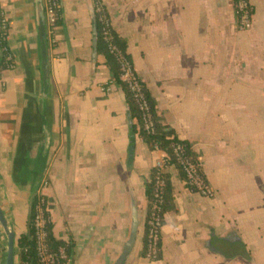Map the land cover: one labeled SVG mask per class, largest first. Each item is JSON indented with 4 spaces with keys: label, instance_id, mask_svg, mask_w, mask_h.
Returning a JSON list of instances; mask_svg holds the SVG:
<instances>
[{
    "label": "crops",
    "instance_id": "0c3cea01",
    "mask_svg": "<svg viewBox=\"0 0 264 264\" xmlns=\"http://www.w3.org/2000/svg\"><path fill=\"white\" fill-rule=\"evenodd\" d=\"M38 1L0 0L13 61L0 77V207L14 247L42 196L53 237L67 247L64 264H116L132 234L122 264H264V0H248L245 32L232 0H99L159 125L189 147L214 193L202 197L177 169L164 171L172 209L156 261L142 255L146 187L165 153L137 133L130 145L136 121L94 45L96 0H59L47 91ZM6 249L0 226V264Z\"/></svg>",
    "mask_w": 264,
    "mask_h": 264
},
{
    "label": "built area",
    "instance_id": "2783aa9c",
    "mask_svg": "<svg viewBox=\"0 0 264 264\" xmlns=\"http://www.w3.org/2000/svg\"><path fill=\"white\" fill-rule=\"evenodd\" d=\"M232 7L235 15L236 29L240 32L249 31L252 28L253 10L248 0H232ZM98 16V22L101 25L102 38L107 44L109 53L115 58L118 71L119 82L125 87L128 94L131 96L137 111L140 115V122L143 132L148 136L155 133L154 114L151 111L148 99L145 95L144 85L135 73L129 58L120 51L113 43L112 29L110 21L99 1H96L94 6ZM61 5L59 0L46 1L44 5V17L47 38H52L56 30L55 23L61 18ZM5 23L1 24V34L5 39ZM6 61L9 63V69L13 68L12 56L7 51L6 47L2 48ZM153 150H161L155 145ZM164 152V151H163ZM163 159L154 164L156 176L153 182V197L150 204V217L148 220L147 229V244L145 258L148 261L158 260L160 254V237L163 224L162 204L163 194L166 185L164 179V171L169 168L177 169L182 177L185 187L202 197L211 198L213 190L206 183L200 167L196 160L190 159L186 151V145L176 143L172 146L170 156L166 153ZM46 187V183L42 188ZM50 224L48 212L46 209V200L42 196L35 199L33 207V217L30 228L33 231V239L35 241L36 258L38 264H64L68 260L67 247L60 246L56 251H50L47 246V227Z\"/></svg>",
    "mask_w": 264,
    "mask_h": 264
},
{
    "label": "trees",
    "instance_id": "16d2710c",
    "mask_svg": "<svg viewBox=\"0 0 264 264\" xmlns=\"http://www.w3.org/2000/svg\"><path fill=\"white\" fill-rule=\"evenodd\" d=\"M46 1H53V0H42L43 7L45 5ZM99 1V0H96ZM93 20H94V27L96 29V53L104 58L105 65L108 67L112 79L115 81L116 84L120 85L125 93L126 103L130 112V116L132 120L136 121V124L132 126L131 133H130V145L133 146V135L138 134L139 137L143 139V141L146 143L147 147L149 149H153L155 145L159 146L164 152H166L170 158L171 162L173 163L171 149L172 146L176 143H179L176 138L173 135V132L168 130L165 127H162L159 125V122L157 121L154 113V104L149 100V97L147 96L146 92V98L148 99V103L150 105L151 111L154 114V120H155V133L152 136H148L145 132H143L140 122V115L137 111V108L135 104L133 103L131 96L126 91L125 87L119 82V71H118V65L115 60V58L109 53L107 44L104 42L102 38V32H101V25L98 22V16L95 12V9H93ZM61 25V18L58 19L55 23L56 29ZM113 36V43L114 45L122 51L124 54L126 45L125 43L121 42L116 35L112 31ZM47 37V34H46ZM5 47V41L4 37L2 36L0 32V77L2 73L6 70H8L9 63L6 61V56L4 55L2 48ZM127 56V55H126ZM128 57V56H127ZM13 64V62H12ZM47 79L43 83V89L44 91H47ZM132 149V148H131ZM187 154L189 155L190 159L195 160V157L188 146H186ZM156 176V172L153 168L151 171L149 183L146 187V197L148 201L147 206V219L145 224V234L143 237V251L142 255L145 257L146 254V244H147V229H148V220L150 217V204L152 202L153 197V182L154 178ZM164 179L166 181L164 194H163V204H162V213L165 214L166 212L170 211L172 209V199H171V188L168 182V176L166 173H164ZM35 200L32 201L31 207H30V213L28 218V233L25 236H20L16 242L14 251L17 252L18 255V264H38L37 258H36V249H35V241L33 239V231L30 228L32 217H33V207H34ZM63 244L56 241L52 234V228L49 224L47 227V246L50 251H56L60 246ZM160 258V254L158 256V259Z\"/></svg>",
    "mask_w": 264,
    "mask_h": 264
},
{
    "label": "water",
    "instance_id": "95a60500",
    "mask_svg": "<svg viewBox=\"0 0 264 264\" xmlns=\"http://www.w3.org/2000/svg\"><path fill=\"white\" fill-rule=\"evenodd\" d=\"M37 28H38V34L41 40V46H40V57H41V71L43 76V82L48 77V69L46 65V32H45V17H44V9L42 5V0L38 1L37 6ZM94 33V45L96 42V29H93ZM45 95L43 94V97ZM48 142H49V134L47 131H44V142L42 145V157L45 155L47 149H48ZM132 149L129 150V159H132ZM0 226L3 230V232L6 235L7 238V249H6V258H5V264H14V233L7 227L6 220L2 214L1 207H0ZM134 242V234L131 235L129 241L126 243L125 248L123 250L122 255L120 256L119 260L116 264H122L127 257V255L130 253V250L132 248Z\"/></svg>",
    "mask_w": 264,
    "mask_h": 264
}]
</instances>
